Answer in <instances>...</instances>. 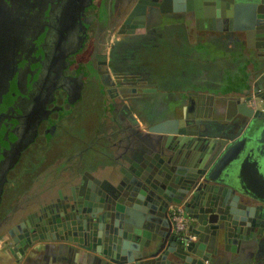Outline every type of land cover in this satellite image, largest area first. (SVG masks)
I'll return each instance as SVG.
<instances>
[{"label":"flooded vegetation","instance_id":"obj_1","mask_svg":"<svg viewBox=\"0 0 264 264\" xmlns=\"http://www.w3.org/2000/svg\"><path fill=\"white\" fill-rule=\"evenodd\" d=\"M79 1L84 4L80 8L76 0H0V239H18L24 233L20 223L36 220L42 211L45 222L58 219V191L75 185L78 175L81 183L88 168L106 169L109 163L102 149L108 141L115 151L110 160L115 161L126 135L123 133L129 132V142L152 136H139V122L132 108L140 104L146 113L152 111L154 115L156 105L160 108L166 104L162 99L148 101L143 96L151 92L152 84H157L160 91L167 85L166 37L162 31L169 25L167 20L177 19L171 21L177 27L193 24L205 32L208 45H217L223 36L233 37L229 18L221 23H197L193 11H183L184 17L181 11H162L155 2L163 0ZM164 2L170 7L172 0ZM112 27L114 40L108 37ZM89 42L93 46L87 58L75 59L83 48L89 50ZM122 42L128 45H119ZM125 48L131 49L128 57H124ZM88 83L94 85L98 97L92 98L99 101L101 115L96 122L99 129L86 139L76 133L77 137L68 127L76 132L84 130V118L79 119L76 109ZM213 110L217 113L222 109ZM226 113H234L229 104L221 118L199 119L224 122ZM153 122L151 125L160 121ZM64 134L79 140V146L66 155L54 156L46 167L40 164L34 180L20 188L5 207L7 188L25 178L12 176L24 154L41 139L51 152L52 144L64 145L65 140H60ZM157 140V147L164 148L165 137ZM91 150L98 160H85Z\"/></svg>","mask_w":264,"mask_h":264},{"label":"water","instance_id":"obj_2","mask_svg":"<svg viewBox=\"0 0 264 264\" xmlns=\"http://www.w3.org/2000/svg\"><path fill=\"white\" fill-rule=\"evenodd\" d=\"M164 1L155 2L162 11H193L197 23L227 17L233 31L256 38L262 71L253 93L230 100L234 113H226L224 122L165 119L149 126L147 141L157 148V137L164 136L165 149H156L149 164L128 158L138 179L129 180L128 171L113 167L104 179L86 173L81 183L60 189L58 219L45 222L42 211L36 220L20 223L24 233L13 240L19 255L32 242L51 238L87 248L103 245V253L121 264H206L210 240L217 248L221 240L237 243L262 232L264 189L244 173L255 164L264 182V163L251 159L256 152L248 138L249 130L264 122V0H172L170 7ZM76 5L84 4L76 0ZM173 202L183 203L194 220L195 239L187 241L172 229L167 210Z\"/></svg>","mask_w":264,"mask_h":264},{"label":"crops","instance_id":"obj_3","mask_svg":"<svg viewBox=\"0 0 264 264\" xmlns=\"http://www.w3.org/2000/svg\"><path fill=\"white\" fill-rule=\"evenodd\" d=\"M173 14L175 15V13ZM180 14L184 17L183 11ZM174 20L178 21L175 18L171 19V21ZM171 21L167 20L166 23L169 25L162 30L166 37L164 56L168 63V80L165 83L167 85L160 91L157 84H152V88L149 90L151 92L148 93L150 95L145 94L143 96L144 98L147 97L148 101L162 99L166 104L164 103L163 107L160 108L156 105L153 108L156 112L154 115L152 111L146 113L138 103L136 106L139 107L132 108V112L139 122L138 130L140 132H138L141 138L150 135L147 133V129L152 121L177 119L190 122L194 119H204L206 116L221 118L224 115L226 105H230V100L247 97L253 93L254 82L262 71L259 69L262 63L258 57L260 48L256 45V38L247 39L243 31H233L231 39L223 36L222 41L217 42V45H208L205 43L207 37L205 38L204 31L197 30L193 24L177 27L176 24H171ZM155 31L156 34L158 31ZM119 45L128 44L122 42ZM130 51L131 49L125 48L124 57H128ZM155 60L158 61L157 58ZM135 77L139 78L140 75L136 74ZM132 78L133 75L131 76L133 81ZM154 80L155 83L159 82L158 79ZM132 85L134 86L133 83ZM217 107L222 110L215 113L213 108ZM230 107L233 109L232 105ZM185 128L190 129V125H185ZM123 130L124 132L127 131L125 127ZM128 133V131L123 133V136ZM126 135L122 137L123 141L115 161L110 160L115 152L113 144L108 141L104 145L102 149L105 152L104 159L109 163H107L106 169L115 167L116 170H119L122 168L130 173L129 180L138 179L131 169L133 165L128 158L131 161H142L149 164L154 158L155 150L159 151V148L152 147L147 138L142 140L137 138L134 139L137 141L129 142ZM248 135L252 136L250 141H253L254 152H256L251 159L264 163V123L252 127ZM256 167L255 164L248 166L244 177L262 191L264 182L254 171ZM106 169L88 168L87 171L99 179H104L108 173ZM118 177H121V173H118ZM74 178V182L77 184L80 176ZM216 184L224 185L223 183ZM137 202L140 204L139 200ZM125 203L130 206V202L126 201ZM186 215L188 216L187 213ZM126 219L128 218H124V221L121 222L124 223L127 221ZM193 223L194 220L189 217V231L191 233ZM20 242L23 244L25 240L22 239ZM4 243L6 245L3 246ZM207 247L210 257L206 264H264V227L262 232L256 231L255 236L250 240H241L237 243H227L221 240L217 248L210 240ZM103 249V245L99 249L87 248L68 240L43 238L32 242L19 255L14 241L5 236L0 239V264H121L112 259L114 256L111 257L103 253ZM159 256L157 257L159 258Z\"/></svg>","mask_w":264,"mask_h":264},{"label":"rangeland","instance_id":"obj_4","mask_svg":"<svg viewBox=\"0 0 264 264\" xmlns=\"http://www.w3.org/2000/svg\"><path fill=\"white\" fill-rule=\"evenodd\" d=\"M110 30L111 31L108 32V37L114 40L116 37V34L114 33L115 28L112 27V29ZM91 42L87 44L89 45V50L87 48H83L80 53L75 55V59L85 60L87 58L91 50V46H93ZM92 96L98 97V95H95L93 83H88L83 92V100L77 106L76 109V114L79 115V119L82 117L84 118L81 119L82 122L81 126L82 129L84 130L82 132H76L73 128L68 127L70 129L69 131L74 132L73 134H75L77 137L78 135L76 133L80 134L81 136L80 138H86V139L90 138L89 134L91 135L95 131V129L98 128V124H96V122L100 120L101 108L99 107L100 104L99 101L96 102L97 98L96 99L92 98ZM84 123H86V125ZM73 126H77V125H73ZM73 139H74L73 136H69V134L68 135L64 134V136L60 139V140H65L64 145H62V143L58 144L57 146L52 144L50 148L53 150L51 152L46 150L47 147L44 144L45 140L41 139V141L35 142V144L32 145L30 149L24 154L23 159L19 163L18 167L12 173V176L14 175L20 176V179L22 175H25V178L28 180L26 181V179L22 177V179L17 185H10L7 188L5 195V201H6L5 207H7L9 203L15 198V194L16 192L19 191L20 188L21 189L25 188L29 183L32 182V180H34L33 177L34 174L40 171L39 170L40 167H38L40 166V164L43 165L41 166V168L46 167L51 162L54 156H58L61 154L66 155L67 153L71 152L70 149L77 148L79 146L78 143H80V141ZM70 146L71 148H67ZM93 158L98 160L99 156L95 153V151L92 150L88 151L85 155V160L88 159L92 160ZM28 176L30 177L32 176V179Z\"/></svg>","mask_w":264,"mask_h":264},{"label":"built area","instance_id":"obj_5","mask_svg":"<svg viewBox=\"0 0 264 264\" xmlns=\"http://www.w3.org/2000/svg\"><path fill=\"white\" fill-rule=\"evenodd\" d=\"M169 219L172 229L187 241L196 238L194 233L189 231V217L186 215L185 208L182 203H171L168 206Z\"/></svg>","mask_w":264,"mask_h":264}]
</instances>
